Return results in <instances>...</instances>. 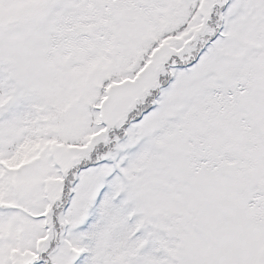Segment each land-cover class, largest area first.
Returning a JSON list of instances; mask_svg holds the SVG:
<instances>
[{"label":"snow or ice","instance_id":"1","mask_svg":"<svg viewBox=\"0 0 264 264\" xmlns=\"http://www.w3.org/2000/svg\"><path fill=\"white\" fill-rule=\"evenodd\" d=\"M0 264H264V0H0Z\"/></svg>","mask_w":264,"mask_h":264}]
</instances>
